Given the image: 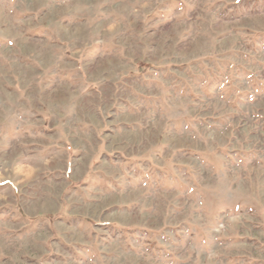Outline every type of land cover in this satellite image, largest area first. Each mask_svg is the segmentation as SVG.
<instances>
[{
  "label": "rangeland",
  "instance_id": "rangeland-1",
  "mask_svg": "<svg viewBox=\"0 0 264 264\" xmlns=\"http://www.w3.org/2000/svg\"><path fill=\"white\" fill-rule=\"evenodd\" d=\"M0 264H264V0H0Z\"/></svg>",
  "mask_w": 264,
  "mask_h": 264
}]
</instances>
